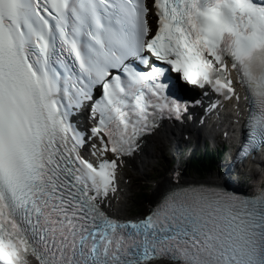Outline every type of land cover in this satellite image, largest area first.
<instances>
[{
  "label": "snow or ice",
  "instance_id": "1",
  "mask_svg": "<svg viewBox=\"0 0 264 264\" xmlns=\"http://www.w3.org/2000/svg\"><path fill=\"white\" fill-rule=\"evenodd\" d=\"M186 86L237 120L243 89L232 166L264 151V0H0V264H264V190L174 173L147 215L110 214L122 158L190 118Z\"/></svg>",
  "mask_w": 264,
  "mask_h": 264
},
{
  "label": "bare ground",
  "instance_id": "2",
  "mask_svg": "<svg viewBox=\"0 0 264 264\" xmlns=\"http://www.w3.org/2000/svg\"><path fill=\"white\" fill-rule=\"evenodd\" d=\"M241 100H240V106H239V113L238 115H242V106H243V94L240 95ZM231 111L234 112L233 105H230ZM192 128V129H191ZM185 128L183 129L182 132H180V135H184L183 137L178 136V138L172 137L175 135V133H169L167 132H162L159 133L156 136L151 137L147 143L141 147L139 153H136L133 158H129L128 161H123V165L118 168V184H117V192L113 194V204H114V209L112 210V213H116L119 215H123L129 218L128 215V205L131 197V189H132V184L130 180V174L134 173L136 171L138 172H146V170L154 165L155 160L159 157L160 154L163 153L165 147L167 145L173 146L176 150H178L181 147V143L184 142L185 140L182 141V139L185 137V134H187V130H190L191 136L193 138L192 130H197L196 128ZM169 132V131H168ZM198 133H200L198 131ZM129 169H133L129 170ZM172 177V176H171ZM171 177L167 175H159L158 180L155 182L154 187L152 189V195H151V200L153 201V196L154 193L159 189L160 185L166 181H172ZM188 178V177H187ZM197 179H192V181H195ZM221 180L219 176H216V178H209L208 180L206 179V183H215ZM150 200V203H151ZM138 217V216H135Z\"/></svg>",
  "mask_w": 264,
  "mask_h": 264
},
{
  "label": "rangeland",
  "instance_id": "3",
  "mask_svg": "<svg viewBox=\"0 0 264 264\" xmlns=\"http://www.w3.org/2000/svg\"><path fill=\"white\" fill-rule=\"evenodd\" d=\"M203 143H201L200 146H202ZM186 144H182L180 150L184 148ZM177 152L174 150L173 147L170 145H167L161 155H159L158 159H156V162L154 165L149 167L147 172L141 174V173H131V197L128 205V214L131 216L135 215H143L148 212L147 206L150 203L151 195H152V189L154 187L155 182L158 180L159 175H168L171 172H167V167L171 160H173L175 157H177ZM186 155L187 153L182 156L184 164H186ZM175 156V157H174ZM159 161V162H158ZM186 167V165L184 166ZM186 170V173L189 174L188 170ZM191 171V170H190ZM133 172V170H132ZM191 176L188 175L189 178H197L199 177L195 171H191ZM138 174V175H137ZM218 175L217 171H214L209 174H203L202 179H209L211 177H216ZM197 176V177H196ZM256 184V182H254ZM253 184V185H254Z\"/></svg>",
  "mask_w": 264,
  "mask_h": 264
},
{
  "label": "trees",
  "instance_id": "4",
  "mask_svg": "<svg viewBox=\"0 0 264 264\" xmlns=\"http://www.w3.org/2000/svg\"><path fill=\"white\" fill-rule=\"evenodd\" d=\"M209 158H210V157H209ZM195 165L197 166L198 169L201 168L200 165H199V163H198L197 161H195ZM199 167H200V168H199Z\"/></svg>",
  "mask_w": 264,
  "mask_h": 264
}]
</instances>
